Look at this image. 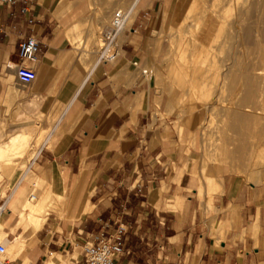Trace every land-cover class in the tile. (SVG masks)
Here are the masks:
<instances>
[{"label": "crops", "instance_id": "0c3cea01", "mask_svg": "<svg viewBox=\"0 0 264 264\" xmlns=\"http://www.w3.org/2000/svg\"><path fill=\"white\" fill-rule=\"evenodd\" d=\"M122 3L0 1V143L42 127L30 122L37 111L52 121L27 168L0 165L7 245L19 241V262L81 264L83 241L124 224L125 251L115 264H264V183L225 176L209 207L167 91L155 74L142 77L163 48L153 32L162 0H139L119 54L101 55L97 37ZM31 34L39 39L32 88L14 66ZM30 174L45 184L38 195L34 181L27 199ZM62 198V208H49ZM29 215L42 226L29 224Z\"/></svg>", "mask_w": 264, "mask_h": 264}, {"label": "rangeland", "instance_id": "374dc122", "mask_svg": "<svg viewBox=\"0 0 264 264\" xmlns=\"http://www.w3.org/2000/svg\"><path fill=\"white\" fill-rule=\"evenodd\" d=\"M126 1L127 4L123 0V3L116 8L129 9L134 0ZM190 1L162 0V13L157 14L159 20L156 21L153 32L163 41V48L158 62L152 67L155 71L157 85L162 90L167 91L169 95L171 101L170 112L175 115V124L180 137L185 142L187 150L192 152L194 156L193 172L197 178L199 196L207 200L210 207L213 195L223 190L225 176L237 177L246 183H255L257 185H263L264 183V72L261 74L262 72L257 71L249 77L239 73L236 75L232 73L235 68L234 59L238 60L244 50L243 47L233 46L232 41H229L230 44L226 40V42L222 41L225 32L229 30L228 26L224 28V34L220 37L224 48L217 50V44L219 45V42H216L217 39L214 40L215 42L212 41L208 44L199 41L202 44L196 48V40H192V36L190 39L189 36L192 33H198V30L191 27L193 24L191 20H187V23L184 21V17H187L185 13ZM256 1L249 0L246 6L251 7ZM260 3V10L258 12H249L246 17L249 24L257 25L260 30L264 31V0H261ZM233 9H237V7L234 6ZM135 10L126 26V30L131 27L136 18L137 10ZM233 11H231V8L228 11L230 12L228 14L230 19L235 18L234 14V17L231 14ZM238 13L239 9L235 15L237 16ZM108 26H110V22ZM123 33L124 31L121 36ZM101 35L102 33L100 32L97 37L98 44L101 43ZM188 40L192 41L189 42ZM188 43L191 44L190 47L192 48L188 46ZM214 44L216 50H214ZM207 50L210 53L213 52L211 53L212 55ZM203 51L204 53L201 54ZM233 51H237V54ZM250 55L247 54V57H245L246 55L242 56V60L245 61L247 58L246 61L255 60L254 62L258 64L256 56ZM205 58H208V60H205ZM243 64H237L240 71L244 68ZM237 65L235 66L237 67ZM206 71L208 72L206 73ZM228 71L230 72L228 73ZM26 85L32 88L33 83ZM247 94L249 95L248 100L241 99ZM233 98L239 100L235 102L232 109L229 104H231ZM40 113L37 111L35 114L37 116L30 115V117L35 116L30 122H37L42 127H34V130H29L26 133L16 132L12 134L11 140L13 142L16 141L15 144L7 143L2 147V142L0 143L1 166L28 167L26 161L38 152L45 136L50 131L51 118L46 117L44 113V115L40 116ZM236 116L243 121L235 129L232 124ZM243 125L245 126L242 127ZM3 132L4 126L0 122V138ZM27 180L29 182V190L24 192V196L28 199L30 192L34 188L31 185L34 181L37 186L34 192L38 195L41 194L45 184L44 181L36 177L35 174H30ZM62 201L63 198L60 201L56 200L49 208H62ZM46 211H48V208ZM0 241H4L7 244L1 224ZM7 255L12 258L17 256L14 250L7 252Z\"/></svg>", "mask_w": 264, "mask_h": 264}, {"label": "bare ground", "instance_id": "6f19581e", "mask_svg": "<svg viewBox=\"0 0 264 264\" xmlns=\"http://www.w3.org/2000/svg\"><path fill=\"white\" fill-rule=\"evenodd\" d=\"M138 1L139 0H134L132 6L129 9H127V10H131L132 11V15L134 14V10L135 9L137 10L136 5H137ZM209 1L208 0L207 1L206 0H191L190 4H189V7H188V9H187V11L185 13V16L187 15V17H184V21L187 23V20H191V22L193 23L191 27L195 28L196 30H198V33L197 32L194 33V34L192 33L189 36L190 39H191V36H192L193 37L192 40L193 39H194V41L196 40L195 41L196 42V44H195L196 48L198 46H201L202 43L208 44V43H210V42H212V41L217 39L216 42H219V45L217 44V50H220L223 47L222 46V44H223L222 41L223 42L232 41L233 44H234L233 46H235V47L237 46L238 48L239 47H243V50H244V52L241 54L240 57H238L236 55H233V56L238 57L239 58L238 60H235L233 57H231L232 59H234V61L233 60L232 61H233V63L235 65H237L239 63H242V64L244 63L243 64V66H244L243 70L240 71L238 65H237L238 68L234 65L235 68L232 71V73L235 74V75L239 73V74H242L243 76H247V77L251 76L252 73L257 72V71H260V72H262L261 74H263V72H264V31L260 30V28L257 25L253 26L252 24H249L247 22V17H246V16H248L249 12H251V13L252 12H258L260 10V4L262 3V2L260 3L261 0L260 1L257 0L253 5L251 4L252 5L251 7L250 6L249 7L246 6V4L249 3V0L248 1H246V0H243V1L242 0H209ZM251 2L253 3V1H251ZM234 6L237 7V9H233L234 11L237 10L236 12H238V9H239V13L237 14V16L235 15L236 12L234 13V11L232 10V8ZM230 8H231V11H233L231 13L232 17L235 16V18H233V19H230V17L228 16V14L230 13V12H228V11H230ZM118 10H123V9L121 8V9H118ZM123 11H125V10H123ZM233 14H234V16H233ZM132 15L130 16L129 22L131 20ZM258 21H260V20H258ZM226 26L229 27V30H227V32L224 31L225 32V34H224L223 30H224V28H226ZM186 33H187V30H186ZM223 34H224L225 38L221 36ZM220 37L223 38L222 41L220 40ZM192 40H188V41L190 42ZM185 41H187V40H185ZM199 41L202 42V43L200 44ZM197 42H198V44H197ZM185 44H186V42H185ZM229 44H230V42H229ZM188 46L190 47L191 44L188 43ZM188 46H187V48H188ZM209 46H210V44H209ZM213 47H214V50H216L215 49V44H214ZM190 48H192V47H190ZM190 48H188V49H190ZM233 49H234V47H233ZM192 50H194V49H192ZM202 50H203V46H202ZM207 51H209V50H207ZM212 51H213V49H212ZM233 52H236V54H237V51H233ZM203 53H204V51L201 54H203ZM211 53H213V52H211ZM211 53L209 51L210 55H212ZM247 54L248 55L253 54L254 57L256 56L255 58L258 59V64L254 62L255 60L254 61L252 60L251 62L246 61L247 58L245 59V61H243L242 60V56L246 55L245 57H247ZM210 55H208V56H210ZM206 57H207V55H206ZM194 58H196V57H194ZM202 59L204 60V58H202ZM206 59L208 60V58H205V60ZM205 63H207V62H205ZM207 72L208 71H206V73ZM229 72L230 71H228V73ZM193 74H194V72H193ZM258 77H260V75H258ZM243 78H246V77H243ZM253 79H254V77H253ZM253 82H255V81H253ZM234 84H235V82H234ZM251 87H252V85H251ZM253 90H254V88H253ZM248 94H250V92H248ZM248 94L246 96L242 97L241 99L248 100V97H249ZM238 100L239 99H235V98L232 99L231 104H229V105L232 106V109H233V105L235 104V102H238ZM242 121H243L242 119H239L236 116V118L234 119V122L232 124V127L236 129L238 127V124H240ZM244 126L245 125H243L242 127H244ZM31 130H34V127ZM31 198H35V195L33 194L31 196ZM27 222L29 224L35 225L37 228H39V227L42 226V223L44 222V219L40 220V218H38V217H34L32 215H29L27 217ZM19 248H20V243H19L18 240H16L13 245L7 246V252H9L11 250H14L16 255H17V253L20 252Z\"/></svg>", "mask_w": 264, "mask_h": 264}, {"label": "built area", "instance_id": "2783aa9c", "mask_svg": "<svg viewBox=\"0 0 264 264\" xmlns=\"http://www.w3.org/2000/svg\"><path fill=\"white\" fill-rule=\"evenodd\" d=\"M2 2L11 0H0ZM26 10V9H25ZM131 10H116L113 13L110 26L102 32L100 37L101 55L105 59H113L119 54V36L126 30ZM39 39L31 34L19 43L18 58L14 62L18 79L23 84L31 83L37 76L35 63L38 59ZM154 68L145 66L141 68L144 79H152ZM127 228L124 224H118L116 229L103 234L96 240H85L82 243L83 259L81 264H115L116 258L124 253V240ZM0 264H30L19 262L16 258L7 255V244L0 241ZM43 264H74L61 262H44Z\"/></svg>", "mask_w": 264, "mask_h": 264}]
</instances>
